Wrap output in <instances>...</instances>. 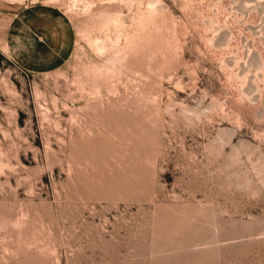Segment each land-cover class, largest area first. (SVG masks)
<instances>
[{
  "label": "rangeland",
  "instance_id": "obj_1",
  "mask_svg": "<svg viewBox=\"0 0 264 264\" xmlns=\"http://www.w3.org/2000/svg\"><path fill=\"white\" fill-rule=\"evenodd\" d=\"M72 1L0 0V264H264L263 10Z\"/></svg>",
  "mask_w": 264,
  "mask_h": 264
},
{
  "label": "crops",
  "instance_id": "obj_2",
  "mask_svg": "<svg viewBox=\"0 0 264 264\" xmlns=\"http://www.w3.org/2000/svg\"><path fill=\"white\" fill-rule=\"evenodd\" d=\"M27 7L22 8L18 4L0 2V39L8 42L11 58L18 62L41 61L43 58L49 60L54 57L53 55L59 54L60 34L56 33L48 36L49 38H46V36L40 38L44 54L39 58L37 51L31 46L32 39H35L34 14ZM35 20L39 21V18L36 17ZM67 23L69 24L68 20ZM70 30H72V27H70ZM73 44L74 41L72 48Z\"/></svg>",
  "mask_w": 264,
  "mask_h": 264
},
{
  "label": "bare ground",
  "instance_id": "obj_3",
  "mask_svg": "<svg viewBox=\"0 0 264 264\" xmlns=\"http://www.w3.org/2000/svg\"><path fill=\"white\" fill-rule=\"evenodd\" d=\"M78 1L79 0H73L72 2H70L71 4L68 6V11L70 13L73 14V13L79 12V10H78V7H79ZM247 2L248 3H254L256 6L261 8V11L263 10V12H264V4H263L262 0H247ZM6 46H7V43H6Z\"/></svg>",
  "mask_w": 264,
  "mask_h": 264
}]
</instances>
